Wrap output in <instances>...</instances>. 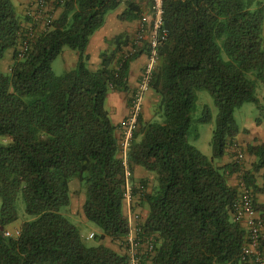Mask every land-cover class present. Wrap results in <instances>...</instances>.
Returning <instances> with one entry per match:
<instances>
[{"label": "trees", "instance_id": "1", "mask_svg": "<svg viewBox=\"0 0 264 264\" xmlns=\"http://www.w3.org/2000/svg\"><path fill=\"white\" fill-rule=\"evenodd\" d=\"M121 4L59 0L60 14L20 58L23 19L13 0H0V61L15 50L10 71L0 69V264H130L127 252L102 243L121 242L131 230L123 210L126 169L106 100L111 90H128L131 63L148 52V43L127 33L107 39L96 71L89 68L87 52L91 37ZM141 14L142 4L131 2L119 18ZM164 26L169 35L151 82L159 96L155 116L140 118L127 155L131 171L141 166L156 179L152 193L140 197L149 211L142 232L156 236L154 253L141 264H243L247 231L234 212L239 183L230 185L228 175L242 172L264 218V205L254 194L264 190L255 177L264 168V145L248 149L258 157L252 171L235 158L224 166L215 161L239 133L237 109L259 104L264 1L164 0ZM66 48L79 59L59 76L52 63ZM203 90L218 109L210 158L191 144L199 137L192 113ZM211 118L205 109L198 121ZM74 179L86 189L85 217L101 231L94 233L95 245L84 241L63 211L71 205ZM20 196L30 219L19 237H7V227L19 219Z\"/></svg>", "mask_w": 264, "mask_h": 264}, {"label": "crops", "instance_id": "2", "mask_svg": "<svg viewBox=\"0 0 264 264\" xmlns=\"http://www.w3.org/2000/svg\"><path fill=\"white\" fill-rule=\"evenodd\" d=\"M31 2L32 0H14L16 9L19 15L21 16V18L23 19V26L24 29H26V31L32 26L31 25L32 19L31 18L30 20L27 19L28 17L27 11L29 10L28 7H30V5L32 4ZM52 2H53L52 8L54 9V14L57 17L61 12V8L57 6V3L54 0ZM145 6L146 4H142V14L146 9ZM126 9H127V3H122L115 11L111 12L108 15L104 26L101 27L91 37L87 49V52L90 55L89 68L91 70L96 71L99 69L101 64V54L104 50L108 49L109 47L106 42L107 39H112L122 33H127L132 36L137 35L141 26V16L140 18L135 20H121L119 16ZM147 11H149V9ZM35 28L37 31L40 30V26L38 25ZM14 54H15V50L11 48L7 50L5 57L0 61V69L3 72L8 73L10 71V68L14 63ZM61 56H63L65 62V71H69L77 65L79 59L77 51L71 49H65L62 52ZM147 59H148V54L146 52L141 56H139L138 58H136L131 63L129 80H128L129 81L128 90L126 91L111 90L107 95L106 107L109 111L112 122L117 126L116 135L119 138L121 135V123L123 122V120L126 118V116L130 111V100L136 87L139 84L142 69ZM259 88H260V92H258L257 96L259 99L258 112L260 113L255 114L252 111L250 115L242 114L239 121L238 119H236L239 125V133L231 143L229 147V152L224 157L217 159L215 161L216 165L224 166L231 164L234 161V157H235L232 149V144L238 143L242 152L244 153V164L242 166V169L244 171L253 170V166L258 161V157L255 154H251L248 149L250 146L264 145V86L260 87L259 85ZM158 101H159L158 94L153 89H150V91L146 94L143 105V112L141 115V118L144 121H151L154 118V113H155L154 111L158 104ZM241 174L242 172L239 171L234 172L233 174H229L228 175L229 184L232 186H237L239 181L241 180ZM255 177L257 181L256 184L258 185V187L264 188V168L257 171L255 173ZM131 180H132L131 182L132 190L135 191L137 189V192L139 191L140 193L145 192V188H146L145 185L151 186L149 188L150 191H148V193H152L151 190H154L156 185L155 175L141 166L132 167ZM70 189H71L70 210H72V212H75V210L77 212L80 211L79 212L81 219L80 222L83 224L87 223L88 220L83 212L86 189L81 185L80 181L77 179H74L70 182ZM254 194H255L256 203L264 205V190L256 191ZM133 198L135 200L136 195L133 194ZM78 201H80L79 205H78ZM128 203H129L128 201L124 200L123 210L125 215L129 217L130 220L131 212L129 210L130 208ZM144 208L145 207L142 206L138 207V209H142L145 212L143 213V221H142L143 224L147 219L149 213L148 209L147 208L144 209ZM67 213L69 214V212ZM257 213L261 217V212L257 211ZM262 220L264 222V218H262ZM131 222H132L131 223V227H132L133 218ZM241 225L246 229L244 223H241ZM97 232L100 233L101 231L98 230ZM102 243L111 246L117 251L124 253L123 248H121L119 245V242L113 243L111 242L110 238H105L102 241Z\"/></svg>", "mask_w": 264, "mask_h": 264}, {"label": "built area", "instance_id": "3", "mask_svg": "<svg viewBox=\"0 0 264 264\" xmlns=\"http://www.w3.org/2000/svg\"><path fill=\"white\" fill-rule=\"evenodd\" d=\"M53 0H32L27 16L32 20L31 28L27 29L23 39L18 47V56L22 58L29 47V43L42 31L50 27L56 18L54 9L52 8ZM56 3L59 0H54ZM138 3L146 4V9L141 15V26L136 35L139 44L143 41L148 43V59L145 62L139 84L136 87L131 100L130 111L121 123V135L119 144L121 148V157L123 158L127 189L125 200L131 202L133 200L131 176L132 171L128 163V150L134 140L135 132L138 129L139 121L143 112V105L146 94L151 89V82L159 60V48L161 44L167 40L169 31L164 26V0H122V3ZM149 9V11H147ZM40 26V30H36V26ZM148 27V28H147ZM235 161L242 164L244 161V153L238 143L232 144ZM234 212L237 220L244 223L247 231V241L243 246L241 260L243 264H264V222L258 215L255 208L253 190L241 180L239 182V195L234 205ZM138 218V215H131L132 218ZM131 227L130 233L119 242L127 248L130 258V264H141L143 256H152L154 253L155 235L143 234L141 226L136 225L134 230ZM141 233V234H140ZM21 229L15 227L13 231L6 230L5 235L8 237H19ZM94 233L89 235L93 238ZM149 264V262H148Z\"/></svg>", "mask_w": 264, "mask_h": 264}, {"label": "rangeland", "instance_id": "4", "mask_svg": "<svg viewBox=\"0 0 264 264\" xmlns=\"http://www.w3.org/2000/svg\"><path fill=\"white\" fill-rule=\"evenodd\" d=\"M13 2H14V0H13ZM66 49H68V48H66ZM52 68H53V71L55 72V74L59 75V76L63 75L66 72L65 71V62H64L63 56L59 55L53 61ZM259 85H260V87L264 86L263 84H259ZM259 85L257 86V90H256L257 94H258V92H260ZM197 95H198V100H197V104H196V109L192 113V120H193V123L196 124L198 127L199 137L197 139H191V144L194 145L197 149H199L204 155H206L207 157L210 158L213 154L212 136H213V131H214L215 124H216V117L218 114V109H217V106L215 104L214 97L212 96V94L208 90L199 91ZM205 109H207L209 111L212 118L209 122L202 123V122H199L198 119L203 115ZM252 111L255 114L260 113V112H258V104L253 103V102L245 103L241 108L237 109V111L235 112V117L239 121L242 114L250 115L252 113ZM154 116H155V113H154ZM150 187L151 186L147 185L144 193L138 192V194L136 195V199L134 200V198H133V200H131L130 204L128 203L131 215L132 216L138 215V218L134 217V219H133V226H132L133 230H134V227L136 226V224H138L140 226L143 225V222H142L143 221V213H145V212L142 209H138V207L139 206L144 207L141 204L140 197H141V194L148 193V191H150L149 190ZM79 202L80 201H78V205L80 204ZM0 205H1V203H0ZM79 209H80V206H79ZM17 210L19 213V219L15 223H13L12 225L7 227V229L10 231H13L14 228L17 226L20 227L25 221L30 219V217L26 213V204H25V202L21 196L17 200ZM63 211L68 217L71 218V220H73L74 222L77 223V225L80 229V232L83 236L84 241L88 245H95L97 242L95 237L89 238V234L92 231H93L92 233H98L97 231L99 230V228L94 223H91V222L81 224V222H80L81 219H80V214H79L80 211L77 212L75 210V212H72V210H70V206ZM67 212H69V214ZM71 215H72V217H71ZM111 242H113V241L111 240ZM119 245L121 248H123V246L120 243H119ZM123 251L127 252V249L124 248Z\"/></svg>", "mask_w": 264, "mask_h": 264}]
</instances>
